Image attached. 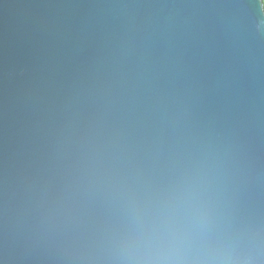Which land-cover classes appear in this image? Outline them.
<instances>
[{
	"label": "clouds",
	"instance_id": "clouds-1",
	"mask_svg": "<svg viewBox=\"0 0 264 264\" xmlns=\"http://www.w3.org/2000/svg\"><path fill=\"white\" fill-rule=\"evenodd\" d=\"M126 15L51 152L20 179L6 244L61 264H264V173L240 127L201 111L156 53L160 25ZM252 25L264 36V0Z\"/></svg>",
	"mask_w": 264,
	"mask_h": 264
},
{
	"label": "water",
	"instance_id": "water-1",
	"mask_svg": "<svg viewBox=\"0 0 264 264\" xmlns=\"http://www.w3.org/2000/svg\"><path fill=\"white\" fill-rule=\"evenodd\" d=\"M258 12L259 0H0V264H61L42 252L11 251V210L20 179L51 152L65 105L101 69L127 13L138 25L161 26L156 53L180 66L202 112L240 127L264 173Z\"/></svg>",
	"mask_w": 264,
	"mask_h": 264
}]
</instances>
